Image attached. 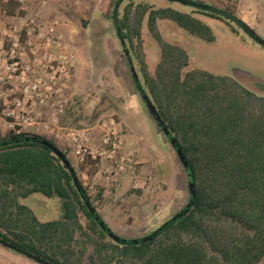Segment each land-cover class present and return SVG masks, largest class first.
<instances>
[{
  "label": "trees",
  "instance_id": "1",
  "mask_svg": "<svg viewBox=\"0 0 264 264\" xmlns=\"http://www.w3.org/2000/svg\"><path fill=\"white\" fill-rule=\"evenodd\" d=\"M116 6V34L122 36L125 58L137 74L136 91L140 98L148 97L187 162L188 168H182L194 191L192 204L178 211H183L180 218L164 221L150 241L115 242L82 199L94 207L102 190L94 198L86 193L78 171L55 140L34 135L38 141L27 142L24 138L33 134L9 132L0 135V241L52 264H263L264 95L230 76L199 69L184 73L187 52L162 39L157 21H169L208 45L216 43L209 25L213 21L231 33L242 30L252 40L255 31L237 17L235 6L211 7L235 17L238 25L177 0H110L111 19ZM19 7L11 0L2 5L9 14ZM144 23L160 50L153 73L144 62ZM95 172L92 169L91 175ZM32 194L59 198L62 218L40 222L20 202ZM190 199L188 192L187 203Z\"/></svg>",
  "mask_w": 264,
  "mask_h": 264
},
{
  "label": "rangeland",
  "instance_id": "2",
  "mask_svg": "<svg viewBox=\"0 0 264 264\" xmlns=\"http://www.w3.org/2000/svg\"><path fill=\"white\" fill-rule=\"evenodd\" d=\"M204 3L219 9L226 6L236 8L235 0H212ZM238 10L243 15L257 17L258 24L254 30L257 38L264 41V0H240ZM110 13L108 7L104 15L99 12L96 18L89 14L83 18L78 13H71V19H67L70 32L62 34L66 36L68 50L76 56L68 91L74 104L59 120V127L77 132L85 145L96 149L100 147L105 125L112 120L123 142V155L131 159V162L117 166L103 160H87L80 164L74 156L70 142L68 148H58L66 152L91 198L102 190L101 200L94 203V207L109 231L120 239L133 240L150 235L187 204V180L175 150L168 138L156 130L136 91L129 69L131 66L125 58ZM27 16L19 17L23 20L18 23L8 17L7 12L0 13L3 24L0 29V52L7 48L4 34L11 27L26 31L31 29L28 21L30 18ZM209 25L216 35V43L210 45L198 41L169 21H157L162 39L187 52L189 65L184 73L199 69L230 76L253 93L264 95V46L252 40L242 30L236 29V33H231L218 21ZM68 38L72 39L71 44ZM141 39L144 62L147 70L153 73L160 59V50L150 37L145 23ZM0 57H3L2 53ZM236 72L240 75L236 76ZM104 98L111 101V107L93 118L96 106ZM121 108L123 113H120ZM121 120L131 132L127 139H124ZM54 130L55 127L52 128ZM92 130L100 132L99 147L91 146L89 140L83 138L84 133ZM30 131L26 130L31 134ZM9 132L11 130L0 115V135ZM51 133L42 137L54 139L56 142L57 139ZM133 146L141 147L148 158L149 155L154 156L161 165L160 168H152L150 161L138 164L136 156L131 154ZM142 166L145 167L140 169ZM92 169H96L95 173L99 172L97 176H94L95 173L91 175ZM20 202L40 222L60 220L63 216L61 200L57 197L46 198L41 194H32ZM0 264L39 263L0 245Z\"/></svg>",
  "mask_w": 264,
  "mask_h": 264
},
{
  "label": "built area",
  "instance_id": "3",
  "mask_svg": "<svg viewBox=\"0 0 264 264\" xmlns=\"http://www.w3.org/2000/svg\"><path fill=\"white\" fill-rule=\"evenodd\" d=\"M4 2L7 0H0V5ZM58 25L57 19H38L31 23L30 30L13 26L5 32L7 48L0 52L2 119L15 134H30L26 130H31L38 136L52 132L55 139L67 137L80 164L87 160H103L117 166L131 162L123 155V142L112 120L105 125L96 149L85 145L77 132L59 127V120L74 104L68 91L76 56L68 50L64 35L57 32Z\"/></svg>",
  "mask_w": 264,
  "mask_h": 264
},
{
  "label": "crops",
  "instance_id": "4",
  "mask_svg": "<svg viewBox=\"0 0 264 264\" xmlns=\"http://www.w3.org/2000/svg\"><path fill=\"white\" fill-rule=\"evenodd\" d=\"M8 1V0H7ZM20 5V7L17 10H14L13 13L9 14L7 13V16L10 17L12 20H16V22H22L23 20L22 16H27L29 23H32L33 21H37L40 18L44 19H49V20H55L57 19L58 21V28L57 32L67 34L70 32L68 30V25L69 21L67 19H71L70 14H80L85 18V15L89 14L92 15V17L96 18L98 13L101 12L103 15L104 13L107 12L110 0H46L45 4H42L40 0H11ZM77 1V2H76ZM201 1H212V0H201ZM1 3L0 5V13H6L2 9V5L5 4ZM240 3V0H237L236 2V15L237 17L244 23L246 24L249 28L255 29L257 26V17L253 15H243L239 10H238V5ZM39 17V18H38ZM27 21V20H26ZM3 28V24L0 21V29ZM255 31V30H254ZM66 37V36H65ZM69 40V38H68ZM70 40H72L70 38ZM69 40V43L71 44V41ZM76 52V51H75ZM78 55L80 56V51H77ZM120 113H123L122 108L120 109ZM121 125L124 129L125 135L124 139H127L131 135L130 130L128 127L122 122L121 120ZM53 136V135H52ZM83 138L87 139L89 144L93 147H99L100 143V132L97 130H92L87 132L86 134H83ZM56 143L58 147L61 148H68L69 145V139L67 137L62 136L60 139L56 140ZM131 154L136 156L137 158V163L138 164H146V162H149L152 164V168L158 169L160 168L161 165L156 162V159L154 156L149 155V158L147 157V154L143 151L141 147H132L131 149ZM151 159V160H150ZM151 166V165H150ZM145 167V166H144ZM143 166L140 167L144 168ZM99 173V172H98ZM98 173H95L94 176H97ZM117 198V197H116Z\"/></svg>",
  "mask_w": 264,
  "mask_h": 264
},
{
  "label": "water",
  "instance_id": "5",
  "mask_svg": "<svg viewBox=\"0 0 264 264\" xmlns=\"http://www.w3.org/2000/svg\"><path fill=\"white\" fill-rule=\"evenodd\" d=\"M177 1H181L182 3L188 5V6H192L194 8H199V9H203L205 11H209V12H215L216 14H218L219 16L221 17H227L229 18L234 24L238 25V20L233 17V16H229L228 14L218 10V9H215L214 7H211V6H201L199 5L198 3H195L193 1H190V0H177ZM112 24L115 26L116 28V32L117 33H120V27H119V21H118V17H117V6L115 7L114 9V13H113V17H112ZM253 40L255 42H257L259 45L261 46H264V41L260 40L259 38L257 37H254ZM119 41H120V44L121 46L123 47L124 49V41H123V38L122 36L119 34ZM125 54L127 55V52H125ZM130 73H131V77L133 79L134 82H137L138 81V78H137V74L134 70V68L131 66L130 68ZM237 75H240V73H237L236 72V76ZM141 100L143 101L144 105H145V108L148 112V114L152 117L154 123L156 124V130L158 132H161L164 136H166L169 140V143L171 145V147L175 150V154L178 158V161L181 163L182 167L184 169H187L188 168V165H187V162L185 161L184 159V156L180 150V148H178L175 140L170 136L168 130L166 129V127L164 126L162 120L160 119L158 113L156 112V109L154 108V106L152 105V103L150 102V100L148 99V97L146 95H142L141 96ZM111 107V101L107 98H104L95 108L94 110V113H93V118L97 117V115L101 114V113H104L105 111H107L109 108ZM25 141H38V137L37 136H27L24 138ZM41 143L45 146H47L49 149H51L54 154L59 157L60 159H62V161H66L64 156L61 154L60 151L54 149V147L49 144L47 141H41ZM71 175H72V179L74 181V184L75 186L77 187V179L76 177L72 174V171H71ZM187 189H188V192H189V195L191 197V199L189 200V202L186 204V208H189L192 204V200L194 198V191H193V188H192V184L189 182L187 183ZM82 199L84 200V205L88 211V213L90 214V216L94 219L95 222L98 223V226L99 228L104 232L106 233V235L112 239L113 241L115 242H121V239L117 236H115L113 233H111L107 226L105 225V223L103 221H100V217L96 215V209L92 206V204L90 203L89 200L85 199L83 196H82ZM183 214V211H180L179 213L175 214L170 220L172 221H175L177 218H180ZM168 222V221H167ZM166 222V223H167ZM164 223L163 226L166 224ZM161 227H159L157 230H159ZM157 230L153 231L150 235L148 236H145L142 238V241L143 242H147V241H150L157 233ZM133 243H138V241L136 239H133L132 240ZM0 245L6 247V248H9V249H12L14 250L15 252L17 253H20L22 255H25L27 257H29L30 259L34 260L35 262L39 263V264H52L48 261H45L39 257H34V256H30V255H27L25 252H23L22 250H19L17 248H15L14 246L10 245V244H7L3 241H0Z\"/></svg>",
  "mask_w": 264,
  "mask_h": 264
}]
</instances>
